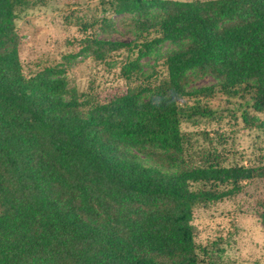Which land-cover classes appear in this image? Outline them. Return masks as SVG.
I'll return each mask as SVG.
<instances>
[{"label": "trees", "instance_id": "trees-1", "mask_svg": "<svg viewBox=\"0 0 264 264\" xmlns=\"http://www.w3.org/2000/svg\"><path fill=\"white\" fill-rule=\"evenodd\" d=\"M44 2L0 0V264H218L194 210L264 183V157L234 160L223 132L182 124L225 98L264 132V0H104L139 17L133 41L86 40L99 61L127 50L129 84L104 100L55 66L25 68L16 9ZM166 40L179 46L145 73ZM192 71L216 82L190 87Z\"/></svg>", "mask_w": 264, "mask_h": 264}, {"label": "rangeland", "instance_id": "rangeland-1", "mask_svg": "<svg viewBox=\"0 0 264 264\" xmlns=\"http://www.w3.org/2000/svg\"><path fill=\"white\" fill-rule=\"evenodd\" d=\"M16 11L19 54L26 69L55 66L63 70L60 75L79 93L91 91L99 100L125 91L129 83L121 74V66L127 50L111 51L105 60L99 61L94 59L92 51L83 49L86 40L93 36L133 41L139 34L138 15L113 12L104 0H46ZM158 13L159 10H154L151 16ZM178 46L169 40L159 43L141 59L142 70L149 74L160 68L164 55ZM190 75V87L216 82L210 73L192 71ZM224 99L218 98L217 105L224 108L220 107L215 117L184 122L182 129L208 130L216 139L215 130L223 132L227 138L225 150L239 162L253 163L264 157V132L244 121L235 102L227 109ZM131 151L145 156L136 148ZM258 201L264 203L262 182L247 183L245 190L233 198L195 208L193 223L198 242L211 249H224L218 264H264V221L259 213L264 206Z\"/></svg>", "mask_w": 264, "mask_h": 264}]
</instances>
